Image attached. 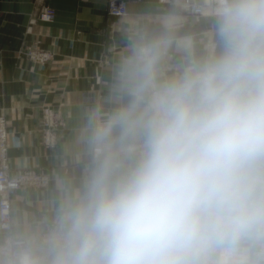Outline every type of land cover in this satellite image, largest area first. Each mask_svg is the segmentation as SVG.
I'll return each instance as SVG.
<instances>
[{"label":"clouds","instance_id":"1","mask_svg":"<svg viewBox=\"0 0 264 264\" xmlns=\"http://www.w3.org/2000/svg\"><path fill=\"white\" fill-rule=\"evenodd\" d=\"M215 36L174 76L132 40L51 264H264V0H219Z\"/></svg>","mask_w":264,"mask_h":264},{"label":"crops","instance_id":"2","mask_svg":"<svg viewBox=\"0 0 264 264\" xmlns=\"http://www.w3.org/2000/svg\"><path fill=\"white\" fill-rule=\"evenodd\" d=\"M107 0H0V113L20 145L9 150L13 169L42 168L50 177L42 189L22 190L11 197L13 231L31 244L38 230L82 201L94 167L90 142L93 116L84 113L85 95H95L88 108L107 115L119 104L113 91L115 71L132 40L167 37L161 63L165 76L211 55L208 39L216 42L215 18L188 23L173 7L158 0H127L128 16L106 13ZM42 3L56 11L49 24L34 22ZM39 43L53 53L47 65L18 54ZM59 112L67 127L53 150L39 142L41 106ZM3 235L0 233V242ZM57 249L31 250L35 264H51Z\"/></svg>","mask_w":264,"mask_h":264},{"label":"built area","instance_id":"3","mask_svg":"<svg viewBox=\"0 0 264 264\" xmlns=\"http://www.w3.org/2000/svg\"><path fill=\"white\" fill-rule=\"evenodd\" d=\"M162 7H173L177 13L186 16V19L193 22H200L204 18H215L219 7V0H158ZM106 13L115 18L128 16L127 0H107ZM56 13L48 5L40 6L37 20L41 23H52ZM209 50L213 52L215 41L210 42ZM36 44V45H35ZM26 46V47H25ZM24 46L22 53L29 61L39 65H47L53 59V53L42 49L37 43H30ZM86 116L95 118L99 113L98 108H88L89 103L96 101L95 95L84 96ZM100 114V113H99ZM4 115H0V232L3 240L0 242V264H35L31 256V244L24 237L16 236L13 233L11 219L12 205L11 197L22 190L42 189L49 185L48 173L36 169L24 167L13 170L9 162V150L18 147L19 137L8 129ZM60 116L48 105L41 108L39 114V134L41 144L53 150L66 132V125ZM90 157L93 158V148L90 147ZM60 220H54L43 227L34 238L36 247L46 249H58L60 242Z\"/></svg>","mask_w":264,"mask_h":264},{"label":"rangeland","instance_id":"4","mask_svg":"<svg viewBox=\"0 0 264 264\" xmlns=\"http://www.w3.org/2000/svg\"><path fill=\"white\" fill-rule=\"evenodd\" d=\"M42 5H48V4H45V3H42L40 6H42ZM48 6H50V5H48ZM50 7H52V6H50ZM53 8V7H52ZM54 9V8H53ZM39 10H40V7L38 8V11H37V15H38V12H39ZM54 11H55V9H54ZM176 11V10H175ZM55 13H56V11H55ZM37 15H36V17L33 19V21L34 22H39V20H37ZM184 16V19H185V21H187L188 23H192L193 21H189L188 19H186V16L185 15H183ZM55 20V19H54ZM41 23V22H40ZM43 24H45V23H43ZM47 24V23H46ZM212 40H210V39H208V41H207V47H208V53H209V55H211L213 52H211L210 50H209V46L211 45V42ZM33 43H36V42H33ZM40 47H41V45L39 44V43H37ZM36 45V44H35ZM26 47V46H25ZM42 49H44L43 47H41ZM24 49V47L19 51V52H17L18 54H21L22 56H24L25 58H26V56L24 55V53H22V50ZM44 50H46V51H49V50H47V49H44ZM51 52V51H50ZM53 60V59H52ZM32 62V61H31ZM33 63V62H32ZM36 64V63H35ZM39 65V64H38ZM83 99H84V101H85V98L83 97ZM43 106H45V105H43ZM43 106H41V108L43 107ZM48 106H50V105H48ZM51 107V106H50ZM54 111H55V115L57 116H60L61 117V115L59 114V112L57 111V110H55L53 107H51ZM41 110V109H40ZM0 115H4V114H2V113H0ZM4 117H5V115H4ZM61 119L62 120H64L62 117H61ZM6 120V119H5ZM63 122H65V121H63ZM6 123H7V120H6ZM65 125H66V123H65ZM39 126H40V123H39ZM66 132H67V127H66ZM66 132H65V134H66ZM65 136V135H64ZM39 142H40V144H41V141H40V134H39ZM58 145V144H57ZM41 146L44 148V149H46V150H50V149H48V148H46L44 145H42L41 144ZM91 147V146H90ZM55 149V148H54ZM90 152V151H89ZM12 168V167H11ZM28 168H32L33 169V167H28ZM13 169V168H12ZM16 169H22L21 167L20 168H16ZM36 169H40V170H42V171H44L42 168H36ZM13 170H15V169H13ZM45 172V171H44ZM47 173V172H46ZM30 189V188H29ZM31 189H33V188H31ZM16 194V193H15ZM39 231L40 230H38L37 229V231H36V233H35V236H36V234H38L39 233ZM1 233V232H0ZM13 233H14V231H13ZM2 234V233H1ZM14 235H16L15 233H14ZM16 236H19V235H16ZM35 236H34V238H35ZM20 237H23V236H20ZM2 240H3V237H2ZM34 240V239H33ZM31 247L33 248V247H35V248H37V249H40V247H36L35 246V243H31ZM41 249H43V248H41ZM35 261V260H34Z\"/></svg>","mask_w":264,"mask_h":264}]
</instances>
